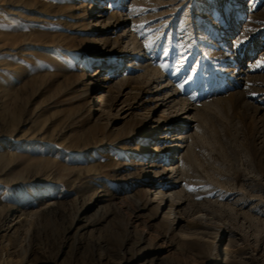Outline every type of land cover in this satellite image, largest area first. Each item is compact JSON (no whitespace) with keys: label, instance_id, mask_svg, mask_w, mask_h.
Returning <instances> with one entry per match:
<instances>
[{"label":"rangeland","instance_id":"374dc122","mask_svg":"<svg viewBox=\"0 0 264 264\" xmlns=\"http://www.w3.org/2000/svg\"><path fill=\"white\" fill-rule=\"evenodd\" d=\"M122 1L0 0L9 259L264 264V0H133L129 14ZM115 20L131 21L143 45L130 53L156 52L162 74L127 67ZM111 62L118 71L105 79ZM161 75L199 114L175 213L153 202V181L174 182L156 171L176 155L166 139L176 115L155 94Z\"/></svg>","mask_w":264,"mask_h":264},{"label":"bare ground","instance_id":"6f19581e","mask_svg":"<svg viewBox=\"0 0 264 264\" xmlns=\"http://www.w3.org/2000/svg\"><path fill=\"white\" fill-rule=\"evenodd\" d=\"M122 2L124 4L127 3L125 6L122 7L124 11L128 12L127 14L131 13L133 9L132 7L134 6L132 5L133 0H123ZM110 17L115 18L113 14L110 15ZM189 18H191V16H189ZM130 20H132L133 23V21H135V18L132 17V19ZM130 20H125L121 22L119 20H115L114 23L115 26L112 27V29H115V28H119L122 25L124 26L123 36H121V38L125 40L124 44L127 45L125 46L126 49L125 56L128 58V62H129L127 67L132 69H134V67H138V68H142L143 70L146 69L148 71L150 69L152 72H154V74L158 75V73H161V69L156 66L154 61L152 62L149 61L154 59L156 52H154V57L152 56V58H145L148 53H146L143 50L137 52V54L134 53L136 55L130 53L131 50L135 51L136 49L139 48L141 49V46L143 45L141 44V42H139L140 37L137 31L135 30V28L132 29V26H130L131 25ZM110 25L111 23L108 22L107 26L109 27ZM117 38L118 37L115 38V41L119 42ZM130 46H133V49L129 50ZM118 66L119 63L116 62L112 64H107V68L109 67L110 69H107L106 72H104L105 79H108L109 72H117ZM120 70L121 68L119 69V71ZM141 72L143 71L141 70ZM151 75L153 74L151 73ZM171 77L168 76L165 79H161L163 78V75H161L159 78H157L154 87H155V94L158 97V99L157 98L156 99L161 102L160 103L158 101L160 103L158 107L159 108L164 107L163 112L165 114L174 113L176 115V121L174 122V125H172L175 128L173 131V135L170 138L166 137V139L171 140L168 147L172 148V150L175 151L176 155H174V157L170 159L171 162L168 163L164 168L163 170L164 173L160 174L159 173L160 171H156L157 176H154V179L159 181V180H164V178L171 177V179H173L174 182L173 185L168 190H165L161 186H157L156 181H153L152 188H156V192H155L156 198L153 200V202H160V206H162V204L167 206L168 201H170V210L168 211L169 213H175L174 210L175 205H179L180 202H182L181 199L179 198L180 197L179 190L177 189L179 180H181V178L184 176V172L180 171V167L184 162L183 159L184 158L188 159V156L190 155L191 147H192L191 144L193 143L192 140H194L190 130L194 129L195 126H197L194 123L196 122L195 117L199 114L198 112H196L197 108L195 109L188 102V98L185 96L186 93L182 92L183 89L181 90L182 92L180 93L181 95L176 93L175 81ZM179 96H183V97H179ZM167 118H168L167 116L164 117L161 125L162 131L160 133L162 134L164 133V130H166L171 125V121H169ZM149 167L151 168L155 167V164L154 165L152 164ZM13 227H14V218H12L8 222L7 226L0 231V264H23L25 262L24 261L25 259H23L22 261L15 263L13 262V260L9 259L8 257L12 252L10 243H11L12 235L15 232Z\"/></svg>","mask_w":264,"mask_h":264},{"label":"snow or ice","instance_id":"6c2138e0","mask_svg":"<svg viewBox=\"0 0 264 264\" xmlns=\"http://www.w3.org/2000/svg\"><path fill=\"white\" fill-rule=\"evenodd\" d=\"M162 67H164V65H162Z\"/></svg>","mask_w":264,"mask_h":264}]
</instances>
